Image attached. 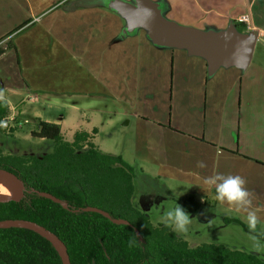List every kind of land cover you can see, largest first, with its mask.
<instances>
[{
	"label": "crops",
	"instance_id": "obj_1",
	"mask_svg": "<svg viewBox=\"0 0 264 264\" xmlns=\"http://www.w3.org/2000/svg\"><path fill=\"white\" fill-rule=\"evenodd\" d=\"M155 1L161 2L163 14L167 18L204 29L225 28L230 22L236 24L238 15L249 14L252 23L250 30L258 33L254 52L259 45L261 53L254 61L253 52L252 59L244 70L230 66V137L224 131L229 94L223 97L221 115L216 120L213 115L216 107L213 98L217 92L211 90V79H207L206 61L181 49L177 57L173 55L174 60L180 62L176 71L174 65L173 86L175 82L182 99V93L185 92L184 81L189 70L195 71L193 79L201 83L203 90L204 85H208L205 89L202 125L195 122L192 129L176 122L158 123L156 128L166 138L175 141L188 138L197 143L198 147H210L214 152L215 165L221 161V166H230V175H240L246 180L247 189L253 193L250 210L263 211L264 0ZM106 2L107 0H0V12L3 16L0 24H6V28L0 29V46L6 48L7 42L11 44L10 48L0 54V98L7 101L10 114L14 110L10 98L15 95H28L35 102L39 100L38 93L46 97L64 93H106V66L109 62H117V57H122L124 45L128 42V35H120L124 19L109 8ZM11 15L13 22L10 21ZM241 31L249 30L244 27ZM187 62L193 65L188 66ZM7 85L10 87L6 91ZM235 89L239 91L237 107L233 104ZM69 106L73 111L80 109V105L74 102ZM14 115L20 119L19 114ZM70 118H47L44 121L59 124L64 136L69 132L70 136H66V139H71L77 130L92 132V141L93 133L97 131L96 126L78 118ZM216 171L218 168L211 169V176ZM197 187L199 186L195 188ZM147 196L143 195L141 198L143 205ZM138 205L140 201L137 202ZM247 215V211H238L230 206V219L236 218L245 225Z\"/></svg>",
	"mask_w": 264,
	"mask_h": 264
},
{
	"label": "rangeland",
	"instance_id": "obj_2",
	"mask_svg": "<svg viewBox=\"0 0 264 264\" xmlns=\"http://www.w3.org/2000/svg\"><path fill=\"white\" fill-rule=\"evenodd\" d=\"M2 17L0 12V20ZM10 21H14L12 15ZM236 24L240 30L244 29L242 24ZM2 27L6 28V24H0V29ZM126 38L128 42L124 45L122 57H117V62H109L106 66L105 94L82 92L46 97L38 93L39 100L35 102L28 95L11 96L14 105L12 113L19 114L23 124L11 134L0 132V147L12 153L42 155L50 152L53 148L51 140L31 136L39 118L71 117L93 123L97 128L93 133L94 144L105 152L121 155L133 167L135 176L132 201L134 205L140 201L138 207L146 211L152 223L167 224L165 214L178 204L189 214L191 223L187 233H179L170 226L190 245L222 244L256 253L264 260V210H251L257 215L258 224L256 231L250 232L248 221L244 227L228 220L230 206L217 201L212 186L204 183V178L211 176V169L218 168L216 174L230 175V166H221V161L215 165L214 152L210 147H198L197 143L188 138L181 141L166 138L156 128L158 123L176 122L192 129L195 122L202 125L205 89L208 85H204L203 90L201 83L193 79L195 71L189 70L184 81V91L188 94L183 92L181 99L175 82L173 86L174 65L176 71L180 63L174 60L173 55L177 57L180 49L153 44L143 28H138ZM260 53L258 45L254 61ZM187 63L188 66L193 65ZM230 68L220 67L214 74H207V79H211V90L217 92L213 98L216 105L213 115L216 120L221 115L223 97L229 94L224 117V131L228 137ZM238 93V89H235L233 104L236 107L239 105ZM73 102L80 105L79 110H71L69 104ZM201 162L205 167H199ZM143 195H148L144 205L141 203ZM189 197L194 200V205L197 204L194 211L183 206L182 201Z\"/></svg>",
	"mask_w": 264,
	"mask_h": 264
},
{
	"label": "trees",
	"instance_id": "obj_3",
	"mask_svg": "<svg viewBox=\"0 0 264 264\" xmlns=\"http://www.w3.org/2000/svg\"><path fill=\"white\" fill-rule=\"evenodd\" d=\"M10 46L7 42L6 48ZM6 48L0 46V54ZM8 114V103L0 98V120ZM17 128L7 132L0 127V132L11 134ZM31 135L51 140L53 148L35 155L5 152L0 147V168L14 173L22 183L18 198L0 201V220L20 218L44 226L63 241L71 264H264L255 253L222 244L192 246L170 225L152 223L132 201L133 167L121 155L99 149L90 140L92 132L77 130L66 139L59 124L38 119ZM39 191L55 195L60 202ZM193 201L189 197L182 203L194 211ZM89 205L129 223H115L85 210ZM228 220L245 227L236 218ZM0 264L63 262L45 236L11 225L0 227Z\"/></svg>",
	"mask_w": 264,
	"mask_h": 264
},
{
	"label": "water",
	"instance_id": "obj_4",
	"mask_svg": "<svg viewBox=\"0 0 264 264\" xmlns=\"http://www.w3.org/2000/svg\"><path fill=\"white\" fill-rule=\"evenodd\" d=\"M106 5L125 21L121 37L143 28L150 41L157 46L184 49L189 55L204 58L208 75L214 74L220 67L235 66L244 70L252 59L258 33L254 30L241 31L234 22L220 29L181 24L167 18L163 14L161 2L155 0H107ZM0 177L8 178L16 186L13 194L0 192V201L18 198L22 194V183L14 173L0 168ZM38 193L60 202L58 197L49 192ZM84 209L98 212L115 223H129L124 218L111 217L106 210L96 206L89 205ZM11 225L28 227L45 236L58 250L63 264H71L63 241L44 226L20 218L0 220V227ZM135 231L139 233L137 228Z\"/></svg>",
	"mask_w": 264,
	"mask_h": 264
},
{
	"label": "clouds",
	"instance_id": "obj_5",
	"mask_svg": "<svg viewBox=\"0 0 264 264\" xmlns=\"http://www.w3.org/2000/svg\"><path fill=\"white\" fill-rule=\"evenodd\" d=\"M199 167H205L203 162L199 164ZM204 183L214 188L216 200L220 203L232 206L238 211H247L249 230L250 232L256 231L258 217L254 211L250 210L252 208L253 193L247 189V182L242 176L217 173L205 177ZM164 220L167 224L173 226L177 232L187 233L192 219L181 206L175 204L173 208L167 211Z\"/></svg>",
	"mask_w": 264,
	"mask_h": 264
},
{
	"label": "built area",
	"instance_id": "obj_6",
	"mask_svg": "<svg viewBox=\"0 0 264 264\" xmlns=\"http://www.w3.org/2000/svg\"><path fill=\"white\" fill-rule=\"evenodd\" d=\"M236 22L243 23L244 27L247 30H250L252 28V23L249 14L245 13L239 15L236 19ZM22 124L23 122L18 120L14 114H8L0 120V127L4 128L7 132L10 131L11 128L22 126Z\"/></svg>",
	"mask_w": 264,
	"mask_h": 264
},
{
	"label": "bare ground",
	"instance_id": "obj_7",
	"mask_svg": "<svg viewBox=\"0 0 264 264\" xmlns=\"http://www.w3.org/2000/svg\"><path fill=\"white\" fill-rule=\"evenodd\" d=\"M0 192L3 194H13L16 192V186L8 178L0 177Z\"/></svg>",
	"mask_w": 264,
	"mask_h": 264
}]
</instances>
